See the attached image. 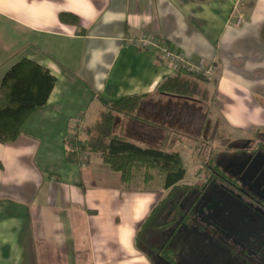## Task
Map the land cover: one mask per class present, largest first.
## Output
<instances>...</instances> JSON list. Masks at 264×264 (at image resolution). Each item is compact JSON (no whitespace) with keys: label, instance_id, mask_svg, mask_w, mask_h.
Instances as JSON below:
<instances>
[{"label":"crops","instance_id":"0c3cea01","mask_svg":"<svg viewBox=\"0 0 264 264\" xmlns=\"http://www.w3.org/2000/svg\"><path fill=\"white\" fill-rule=\"evenodd\" d=\"M61 13L77 15L80 26ZM263 30L264 0H0V90L23 58L57 78L20 136L0 143V264H155L136 239L167 195L164 177L129 190L98 155L70 162L66 138L109 104L143 94L139 113L151 123L117 119V132L133 143L159 148L181 133L179 120L193 126L183 111L194 100L157 94L176 69L140 48L146 34L213 66L231 128H264Z\"/></svg>","mask_w":264,"mask_h":264},{"label":"trees","instance_id":"16d2710c","mask_svg":"<svg viewBox=\"0 0 264 264\" xmlns=\"http://www.w3.org/2000/svg\"><path fill=\"white\" fill-rule=\"evenodd\" d=\"M60 20L80 26L79 17L72 13H61ZM262 35L264 39V30ZM213 79L181 66L159 84L156 92L208 103L209 106L213 103L214 106H210L211 109L207 111V119H211L212 108L220 107L214 86L216 80ZM56 81L57 78L48 68L27 58L19 60L6 72L0 90L1 144L13 142L20 136L30 115L47 103ZM148 97L149 95L143 94L120 98L102 110L95 124L85 127V138L78 137L75 132L80 122L66 138L70 162L89 163L93 156L98 155L104 163L121 173L122 183L129 190L137 188L135 180L141 170L142 181L153 179L151 169H158L162 179L164 177V187L168 189V193L143 225L136 239L137 247L146 253L148 243L145 242V236L163 226L158 216L163 212L167 201L179 192L191 188L183 182L187 174L183 157L180 152L168 150V138L159 148L142 147L117 132V119L120 116L151 123L139 113L143 101ZM258 130L261 129H254ZM149 256L152 257L151 254Z\"/></svg>","mask_w":264,"mask_h":264},{"label":"flooded vegetation","instance_id":"af4514ba","mask_svg":"<svg viewBox=\"0 0 264 264\" xmlns=\"http://www.w3.org/2000/svg\"><path fill=\"white\" fill-rule=\"evenodd\" d=\"M228 138L206 178L163 208L145 236L155 264H264V128ZM152 240L155 244H152Z\"/></svg>","mask_w":264,"mask_h":264},{"label":"rangeland","instance_id":"374dc122","mask_svg":"<svg viewBox=\"0 0 264 264\" xmlns=\"http://www.w3.org/2000/svg\"><path fill=\"white\" fill-rule=\"evenodd\" d=\"M192 104L191 112L186 108L183 114L185 116H194V119H192L193 126L189 128L187 122H180L179 120L174 126L181 133H178V136H170L171 134L168 136V146H170L168 150L181 153L185 168L187 169L185 183L194 187L196 186L195 184L201 183L206 178L208 165L212 156H215L218 152L227 150L226 147H228L229 141L226 137H235L234 140L239 141L242 139L236 138H245L251 133L231 128L222 116L221 107H213L211 119H207V111L211 109L210 106H214L213 103L209 106L208 103L196 102L194 100ZM84 125V122H82L77 126L75 132L78 137H86ZM150 171L153 174V178L157 177L159 179L160 174L158 169H151ZM140 172L135 180V184L137 185L142 180L143 171L141 170ZM161 221H163V218ZM152 244H155V241L152 240Z\"/></svg>","mask_w":264,"mask_h":264},{"label":"built area","instance_id":"2783aa9c","mask_svg":"<svg viewBox=\"0 0 264 264\" xmlns=\"http://www.w3.org/2000/svg\"><path fill=\"white\" fill-rule=\"evenodd\" d=\"M241 23V18H238L237 25ZM138 45L143 49H154L159 54V57L175 66L188 67L197 72H201L207 77L211 78L214 75V68L212 65H207L203 62H194L188 59L180 52L174 51L169 45L164 43L159 36L155 34H146L138 40Z\"/></svg>","mask_w":264,"mask_h":264}]
</instances>
